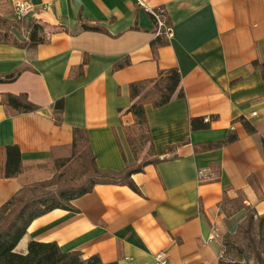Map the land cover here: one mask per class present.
Returning <instances> with one entry per match:
<instances>
[{
    "label": "crops",
    "instance_id": "obj_1",
    "mask_svg": "<svg viewBox=\"0 0 264 264\" xmlns=\"http://www.w3.org/2000/svg\"><path fill=\"white\" fill-rule=\"evenodd\" d=\"M16 1L0 0V6L6 3L14 13ZM138 1L33 0L36 12L29 17L47 23L49 40L32 48L0 42V73L20 70L15 80L0 82V99L26 91L40 106L12 114L0 102V206L24 184L54 174V157L69 154L74 126L88 130L100 167L122 169L132 157L124 128L134 122L128 110L132 81L177 66L184 90L162 106H146L152 155L159 159L133 173L140 192L99 182L73 199L74 209L57 207L35 217L17 251L27 252L29 241L37 239L78 249L84 258L97 254L100 264H154L160 250L167 264H219V230L245 214L241 209L227 217L219 211L224 186L230 196L243 190L246 202L264 215V77L253 65L264 61V0H142L165 10L169 35L157 30ZM80 15L100 21L108 32L83 29ZM158 35L168 43L155 52L151 42ZM124 57L130 63L113 69ZM60 97L65 108L57 124L53 103ZM193 116H209V125L192 129ZM230 129L237 140L199 149ZM8 144L22 153L23 171L15 177L3 174ZM214 229L219 233L211 237Z\"/></svg>",
    "mask_w": 264,
    "mask_h": 264
},
{
    "label": "trees",
    "instance_id": "obj_2",
    "mask_svg": "<svg viewBox=\"0 0 264 264\" xmlns=\"http://www.w3.org/2000/svg\"><path fill=\"white\" fill-rule=\"evenodd\" d=\"M83 29H92L108 32V29L100 21H89L79 17ZM170 23L169 19H166ZM13 27L21 30L25 27L26 36L17 37ZM47 23L35 17L29 19L10 18L5 19L0 15V42H9L17 46L32 48L44 43L50 38V31L46 29ZM163 33V31H162ZM151 42L153 50L157 52L159 46L168 43V38L158 35ZM86 57L80 68L87 63ZM130 63L128 57H124L114 63L113 69L122 68ZM253 65L261 69L264 77V61L253 60ZM20 70L0 73V82L15 80ZM181 71L177 66L159 68L155 77L134 80L130 84L131 104L128 107L134 116V122L125 125V132L131 150L136 155L144 146L148 145L147 157L139 163L126 165L121 169L100 167L96 161V153L91 147L89 132L85 127H73V139L69 154L54 157L55 172L45 179L28 184L15 193L0 206V264H100L101 258L93 254L87 258L82 256V251L62 250L56 241H41L31 239L27 252L17 251L15 248L23 237L32 220L54 208H72L73 199L91 192L99 182H115L127 184L140 192L132 175L149 162H154L159 157H154L150 127L148 124L146 106L155 107L169 102L173 95L184 96L181 87ZM0 102L5 104L12 114L36 111L40 106L35 103L26 91L6 92ZM65 108V98L60 97L53 103V116L57 124L62 123ZM239 119L250 133L256 132V127L246 118ZM192 129L206 128L209 122L203 117L193 116L190 120ZM238 139L234 129H230L226 137L216 140H208L199 144V149L206 150L229 144ZM264 145V138H263ZM5 161L3 174L5 177H15L23 170L22 153L17 144L5 146ZM249 181L258 189L255 175L251 174ZM229 185L224 186L222 199L219 201V211L226 216H233L241 209H245L242 222L233 233H225L223 248L228 246V241L245 237L249 242L260 246L264 242V215L256 213L255 209L246 202L243 190L238 189L236 196L227 193ZM255 248V260L264 264L262 249ZM219 264H229L228 261L219 260ZM249 264V263H248Z\"/></svg>",
    "mask_w": 264,
    "mask_h": 264
},
{
    "label": "rangeland",
    "instance_id": "obj_3",
    "mask_svg": "<svg viewBox=\"0 0 264 264\" xmlns=\"http://www.w3.org/2000/svg\"><path fill=\"white\" fill-rule=\"evenodd\" d=\"M3 6H0V15L4 17L5 19L14 18V13L12 7L7 5L6 3L2 4ZM14 33L21 35L26 34L25 27H23L21 30L13 27L12 28ZM132 152V157L129 161L130 164L132 163H139L144 157H147V152H143V149H141L136 155L134 152ZM237 213V212H236ZM235 213V214H236ZM233 214V215H235ZM232 216V215H231ZM230 217V216H227ZM233 217V216H232ZM244 218L243 216H236L234 217V222L232 225H228V227H224L220 229L222 238L224 239L225 233H233L237 230L238 225L240 222H242ZM261 245L257 246V244L249 242L245 237H240L239 239H233L232 241H228V246L223 248L222 256L220 257L221 260L228 261L229 264H260L255 260V248L256 246L259 249H262V254L264 256V242H260Z\"/></svg>",
    "mask_w": 264,
    "mask_h": 264
},
{
    "label": "built area",
    "instance_id": "obj_4",
    "mask_svg": "<svg viewBox=\"0 0 264 264\" xmlns=\"http://www.w3.org/2000/svg\"><path fill=\"white\" fill-rule=\"evenodd\" d=\"M138 3L144 5L146 9L151 12L153 17L155 18V21L157 23V30L159 32L163 31L168 35L171 33V27L168 25L164 18L165 10L163 8L155 9L154 7L146 5L142 0H139ZM35 12L36 4L33 2V0H17L14 3V17L17 19H27V17L32 16ZM253 114H256V111H254ZM209 119V116L204 117L205 121H209ZM199 176L203 177L202 173ZM217 231L218 229H214L211 237L217 235L219 233ZM221 256L222 253L219 257ZM167 261L168 257L165 250H160L155 253L154 264H167Z\"/></svg>",
    "mask_w": 264,
    "mask_h": 264
}]
</instances>
